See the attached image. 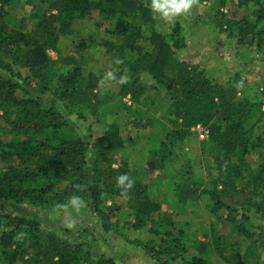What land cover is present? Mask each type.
I'll list each match as a JSON object with an SVG mask.
<instances>
[{"label": "trees", "instance_id": "trees-1", "mask_svg": "<svg viewBox=\"0 0 264 264\" xmlns=\"http://www.w3.org/2000/svg\"><path fill=\"white\" fill-rule=\"evenodd\" d=\"M15 1L0 0V261L120 264L114 257L96 253L97 245L91 241H75L77 232H49L34 217L17 214L13 208L59 209L75 194L86 201L82 210L96 217L106 234L117 230L118 221L112 220L120 208L106 205L104 199L119 198L134 206L129 227L145 230L146 239L135 238L130 244L150 264H218L217 259L223 264H260L264 252V88L242 97L247 80L241 78L240 70L225 80L190 57L180 58L187 48L182 27L173 22L169 31L160 30L148 6L150 0H40L41 6L30 15L33 24L29 28L11 14ZM211 1L217 32L233 38L236 47L262 53L264 0H237L244 12L237 20L222 11L227 0ZM25 4L35 5L32 0ZM92 13L109 21L107 34L120 40L109 45L115 60L122 61L117 78L128 76L119 95L140 105L149 91L140 75L147 74L169 102L174 129L167 130L165 141L149 151L147 165L167 170L174 161L171 148L190 135L191 127L206 128L207 143L219 155L218 174L210 188L201 177H191L188 167L173 170L169 179L160 174L159 179L179 207L201 198L209 204L208 240L206 233L198 240L188 221L162 210V200L150 196L129 160H116L123 154L124 140L116 122L104 119L105 109L111 116L115 110L98 92L96 80L85 77L82 65L71 57L58 55L52 60L49 56V52L59 53L60 42L73 23ZM241 57L230 52L221 55V60L252 67L254 57L246 61ZM88 119L103 126L95 140H90L92 126H83ZM253 154L258 163L251 168L247 158ZM125 173L135 181L127 200L116 188V178ZM214 222L229 226L236 236L234 242L212 234Z\"/></svg>", "mask_w": 264, "mask_h": 264}, {"label": "rangeland", "instance_id": "rangeland-1", "mask_svg": "<svg viewBox=\"0 0 264 264\" xmlns=\"http://www.w3.org/2000/svg\"><path fill=\"white\" fill-rule=\"evenodd\" d=\"M26 1L16 0L11 6L12 8H8L17 21H23L24 26L29 28L33 24L30 15L37 7L41 6L39 4L41 2L32 0L35 5L30 6L25 4ZM211 2V0L198 2L188 15L178 17L174 21L182 27V36L187 41V48L179 54V57H190L192 61L207 66L212 72H218L225 80L240 70L241 78L247 80L242 97H251L264 88V50L262 53H251L246 47H236L233 38H227V34H219L213 25L212 9L214 5ZM43 8L44 6L40 10ZM222 11L234 16L232 18L235 20L244 13L242 8L237 7V0H227ZM156 20L160 30L169 31L171 29L173 22ZM109 27V21L101 20L97 13H92L85 19H79L72 24L69 34L63 37L60 42L58 54L55 52L48 54L52 60H55L58 55L71 57L82 65L85 77L91 75L96 80L98 92L115 110V115L111 116L105 109L104 119L116 122L120 136L124 140L123 154H120L116 160H129L133 170L137 171V179L149 187L150 196L158 201L162 200V210L170 211L179 221H188L190 231H196L195 237L198 240L204 239V233L207 234L206 239L208 240L209 204L201 198L195 202L192 201L187 207H179L176 201L168 197L159 175L162 174V178L166 176L169 179L173 170L188 167L191 177H201L206 183L205 186L210 188L211 181L216 179L218 174L219 155L207 143L206 128L197 125L199 128L191 127L190 135L171 148V158L174 161L168 164L167 170L159 171L155 170L153 166L147 165L149 151L165 141L167 130L174 129V125L170 121L172 116L168 115L169 102L165 98L161 86L147 74L140 75V82L149 88V91L138 106L132 104L129 97L119 95L120 84L116 81L100 83L101 77L106 72L117 68L119 71L116 74L121 71L119 66L114 63V50H109V45H116L120 40L107 34ZM210 47H214L216 51H211ZM222 49L227 52L221 54ZM230 52L235 53V56L244 57L245 61L254 57L252 67L243 66L239 62L222 61L221 55H227ZM84 113H88V110L85 109ZM2 125L0 120V126ZM87 125L92 126L93 130L90 140L97 139L101 135L100 131L103 126L95 125L89 119L83 123V126ZM80 134L83 135V133ZM88 136L87 133L84 134L86 141H90ZM166 144L170 147L168 143ZM247 163L251 168L255 167L258 163V156L255 154L249 156ZM104 201L106 205L113 204L120 208L115 220H112L118 221V228L115 232L107 234L101 230L96 217L87 213L86 210L81 209L79 213L72 212L69 216L70 209H58L57 207L46 210L29 205H19L13 208L17 214L34 217L49 232L59 233L60 229L77 232L75 241L79 243L91 241L94 246L97 245L98 252L96 253L114 257L120 264H150L148 259L142 257L141 250L130 244V241L135 238L141 242L146 239L145 230L135 231L129 227V223L133 222L132 213L135 207L127 205L126 201L119 198L107 197ZM70 219L75 225L73 228L66 227ZM212 228V234L220 236L222 241L234 242L236 236L230 232L229 226L226 224L214 222ZM246 244L247 242L242 243V248H245ZM217 261L218 264H223L220 259ZM259 263L264 264V252L261 253ZM0 264L3 263L0 261Z\"/></svg>", "mask_w": 264, "mask_h": 264}, {"label": "clouds", "instance_id": "clouds-1", "mask_svg": "<svg viewBox=\"0 0 264 264\" xmlns=\"http://www.w3.org/2000/svg\"><path fill=\"white\" fill-rule=\"evenodd\" d=\"M198 2L199 0H150V4L148 6L153 15V19H160L165 22H174L178 17L188 15ZM114 63L119 65L122 61L117 58ZM117 71H119L118 68L106 72L105 75L101 77L100 83L103 84L106 81H116L120 85L126 84L128 82V76L123 74L117 78ZM134 185L135 181L132 180L126 173L121 174L116 178V188L119 190L120 197L125 200L130 198V192ZM76 188L80 190L81 186L77 185ZM58 207L70 209L69 216H71L72 212L79 213L81 209L86 208L87 203L81 196L73 194L68 198L67 204L59 205ZM66 227H75L74 223L71 222V219L66 224Z\"/></svg>", "mask_w": 264, "mask_h": 264}, {"label": "built area", "instance_id": "built-area-1", "mask_svg": "<svg viewBox=\"0 0 264 264\" xmlns=\"http://www.w3.org/2000/svg\"><path fill=\"white\" fill-rule=\"evenodd\" d=\"M197 128H199V126H197ZM206 134H207V132H206Z\"/></svg>", "mask_w": 264, "mask_h": 264}]
</instances>
